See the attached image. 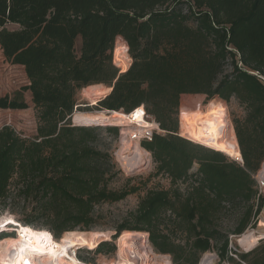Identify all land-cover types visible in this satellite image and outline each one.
<instances>
[{
	"label": "trees",
	"instance_id": "16d2710c",
	"mask_svg": "<svg viewBox=\"0 0 264 264\" xmlns=\"http://www.w3.org/2000/svg\"><path fill=\"white\" fill-rule=\"evenodd\" d=\"M0 49L28 80L0 97V109L28 108L27 91L38 123L33 138L0 129V215L23 211L19 224L57 240L90 231L97 205L134 193L109 188L114 174L99 148L102 129L70 122L78 93L101 84L111 91L94 110L128 113L143 105L158 123L163 134L141 146L169 183L147 192L137 226L122 225L116 235L146 232L154 252L174 264H197L211 250L233 260L229 235L243 234L264 201L251 176L264 162V0H0ZM119 49L131 59L125 72L113 63ZM184 95L194 97L181 103ZM208 97L241 108L232 126L242 164L177 135L180 105V117L228 116L222 101ZM104 130L116 138L120 128ZM239 204L246 210L229 234L221 214ZM234 254L243 264H264V240Z\"/></svg>",
	"mask_w": 264,
	"mask_h": 264
},
{
	"label": "rangeland",
	"instance_id": "374dc122",
	"mask_svg": "<svg viewBox=\"0 0 264 264\" xmlns=\"http://www.w3.org/2000/svg\"><path fill=\"white\" fill-rule=\"evenodd\" d=\"M7 28L10 30H13L16 27L9 25ZM79 45H80L79 41H77L76 43L77 49L79 48ZM116 51L114 52L113 50V63H115L114 57H115ZM128 58H129V62H131L129 55H128ZM116 67L121 72H125V70H122L117 65ZM27 85H28V80L25 76L23 68L21 66H17V65L15 66V65L9 64L5 60L1 52V49H0V97H4V96L12 97L15 92L21 91ZM106 88L109 89L106 94L108 95L110 93V88L108 87ZM23 94H24L25 102L28 105V108L24 110L0 109V129L4 126H9L21 137L33 138L36 136V129L38 125L37 118H36V110L32 104L30 93L27 91H24ZM198 96H202V95H198ZM192 97H194V95L182 96L181 103L188 102L189 100H191ZM208 98L209 100H207L208 101L207 103H209L210 100H216V99H218L219 101H222L228 113V116H225V117H228L231 125H232V117L239 116L242 113L241 108L238 106L235 100H231L229 103H226L224 100L218 97H212V98L208 97ZM100 99L96 100L95 102H91L84 96L81 90L77 96V104H78L77 112H87L86 111L87 107L88 109H90L89 112H96V110L93 109V106ZM180 108H181V105L179 107V112H178V123H179L178 132H179V129H182L183 122L188 123V121H190L188 120L189 118H194L192 116L180 117V114H181ZM203 110L205 109L203 108L202 111ZM103 112L109 113L107 111H103ZM193 116H200V115L196 114ZM70 122L73 126H79L73 123L72 117L70 119ZM186 125L184 127H186ZM109 126H115V123L108 122L105 124H93V125L88 126V127H99L100 129H102V131H100V137H99V148L107 155L108 165L110 167L111 173L114 174L109 179V183H108L109 188L115 192L130 190L132 188H134L135 191L134 193L128 195L125 199L121 201L114 202V203H102V204L97 205L94 210V213L96 216V223L90 231L75 230L82 234H86V238L88 242H90L91 244H95V241L99 240L98 245L102 244L103 249H113L114 248V250H111L112 252H109L108 254L107 253L98 254L99 253L98 251L97 252L94 250L92 252L87 251V249H89L88 246L83 247V250L79 251L76 254V257L78 256L82 258L83 260H85L87 262L86 264H112L115 259V254H116V244H115L116 242L119 245L122 237L126 233H133V232L146 233L142 231L125 230L126 232L121 231L119 235H116L118 228L122 225H125L128 227L137 226L138 224L137 207H138L140 200L146 195L147 192L152 191V190H157V189L165 190V189H168L169 187L168 180L160 176L159 174H156V164L155 163L153 166L147 167L145 170L138 169L136 172L135 171L128 172L127 170H125V166L122 165V159L120 158V156L122 155L121 152H122L123 144L121 140L119 139V135L118 137L115 138V137H112L107 132H105L104 129H106ZM116 127L120 128L121 131L126 129V128H122L121 126H116ZM202 147L206 149H210L204 146ZM227 158L232 161H235L229 157ZM261 168H262V165L259 168L257 173H259ZM178 188L180 189V192L181 190L183 191L185 188V184L179 183ZM262 197L264 199V190L262 193ZM254 209H256V207H254ZM245 210H246V206L243 204H239V205H235L234 209H231V211L222 213L221 214V224H220L221 229L227 231L230 234V232H232L233 229L235 228L238 219L245 212ZM21 212L23 211H20V213H17L14 215L9 214L8 212H5L0 215V221L4 220L5 218L11 217L16 222H20L19 220L20 218H22ZM262 218H264V201L262 203V206L258 214H256L254 218H252L250 222V226L244 232L248 231L249 229L254 230V231L260 229L258 227V224ZM20 224L25 225L23 223H20ZM9 227L13 228L15 226L10 225ZM33 230L35 232H39V230L47 231L37 226ZM3 233H6L5 235L6 237L16 236L15 232L13 231H6ZM239 236L229 235V241H230L229 249L232 251L231 253H229V256L233 258L232 261H227V260L221 261L218 257L216 250H211L209 252H206V253H210L213 256H215L213 264H243V262L234 254V252L238 254V253H246V251H248V250H244L242 247L239 246L238 244ZM62 237L63 235L59 239L54 240L51 236L52 240L57 243L60 242V239ZM102 240H106V241H102ZM262 240H264V238L260 239L257 244H259L260 241ZM178 241L180 242L183 241L181 236L180 238H178ZM255 247H253V249ZM158 255H161V254H158ZM202 255L199 257L197 264H199V261ZM171 262L172 264H174L172 258H171ZM177 264H187V262L180 261V263H177Z\"/></svg>",
	"mask_w": 264,
	"mask_h": 264
},
{
	"label": "bare ground",
	"instance_id": "6f19581e",
	"mask_svg": "<svg viewBox=\"0 0 264 264\" xmlns=\"http://www.w3.org/2000/svg\"><path fill=\"white\" fill-rule=\"evenodd\" d=\"M114 61L122 70H127L129 58L125 50L116 51ZM108 90L104 85L99 84L88 86L82 89V92L88 100L95 102L104 97ZM122 116V113L116 111L109 113L103 111L75 112L72 115V121L79 126L108 122L119 124ZM188 120L190 121L183 122L182 129H179L183 136L241 162L240 150L228 117L203 115ZM185 125L186 127H184ZM121 142L123 145L120 158L125 170L136 172L137 168L146 166V155L138 144L126 139ZM259 176L264 180V165L259 171ZM10 225L15 227L10 228ZM258 227L260 229L256 231L249 229L238 237V244L244 250L253 249L258 245V241L264 238V218L260 220ZM0 231H13L16 235L0 239V264H25V262L27 264H85L73 257L69 251L74 247L83 248L85 246L93 250L99 243V240H96L95 244H91L88 242L86 234L77 231L64 233L60 242L57 243L52 240L51 234L47 231L35 232L32 228L19 224L11 217L0 221ZM143 234L141 232L126 233L122 237L118 245V255L121 259H123V252H126L132 245V241L142 238L145 236ZM44 241L50 245L47 246ZM214 257L210 253H204L199 264H213ZM154 264H170V262L163 256H155Z\"/></svg>",
	"mask_w": 264,
	"mask_h": 264
},
{
	"label": "built area",
	"instance_id": "2783aa9c",
	"mask_svg": "<svg viewBox=\"0 0 264 264\" xmlns=\"http://www.w3.org/2000/svg\"><path fill=\"white\" fill-rule=\"evenodd\" d=\"M2 52V51H1ZM6 60V59H5ZM7 61V60H6ZM8 62V61H7ZM9 63V62H8ZM11 64V63H9ZM12 65V64H11ZM131 62L128 63V68L130 67ZM16 66V65H15ZM127 68V69H128ZM121 72V71H120ZM120 123L115 124V126H121L122 128H126L125 130L120 129L119 131V139L122 141L123 139H126L127 141H130L132 143L138 144L141 148V144L145 142H152V139L155 134H163V131L160 130L158 123L147 114L145 108L143 105H140L133 110H131L128 113H123ZM126 133V134H124ZM179 137H182L183 139H186L190 142H193L197 145L204 146L200 143H197L195 140L190 139L189 137L183 136L181 133H177ZM206 147V146H204ZM145 155H146V166H142L137 169L145 170L147 167H151L154 165V161L152 158V155L150 152L146 151L144 148H142ZM236 163L242 164L241 162H238L235 160ZM264 163L262 164V166ZM252 178L256 182L258 195H262L264 190V180L259 176V173L252 174ZM142 238L137 239L135 241H132V245L130 248L125 252H123L122 256L123 259H121L118 255V244H116V254L115 259L112 264H154V257L155 256H163L167 258V260L172 264L171 258L168 255H158L154 252L150 242H149V236L148 233H144ZM45 243V241H44ZM47 246L50 245V243H45ZM53 246V245H52ZM83 250L81 247L72 248L69 253L76 257V254ZM87 251L92 252L93 250L87 249ZM78 258V256L76 257ZM97 263V262H96Z\"/></svg>",
	"mask_w": 264,
	"mask_h": 264
},
{
	"label": "water",
	"instance_id": "95a60500",
	"mask_svg": "<svg viewBox=\"0 0 264 264\" xmlns=\"http://www.w3.org/2000/svg\"><path fill=\"white\" fill-rule=\"evenodd\" d=\"M242 161V160H241ZM251 250V249H250ZM250 250H248V251H250ZM248 251H246V253L248 252Z\"/></svg>",
	"mask_w": 264,
	"mask_h": 264
},
{
	"label": "snow or ice",
	"instance_id": "6c2138e0",
	"mask_svg": "<svg viewBox=\"0 0 264 264\" xmlns=\"http://www.w3.org/2000/svg\"><path fill=\"white\" fill-rule=\"evenodd\" d=\"M25 264H27V262H25Z\"/></svg>",
	"mask_w": 264,
	"mask_h": 264
},
{
	"label": "crops",
	"instance_id": "0c3cea01",
	"mask_svg": "<svg viewBox=\"0 0 264 264\" xmlns=\"http://www.w3.org/2000/svg\"><path fill=\"white\" fill-rule=\"evenodd\" d=\"M263 163H264V162H263ZM263 163H262V164H263Z\"/></svg>",
	"mask_w": 264,
	"mask_h": 264
}]
</instances>
